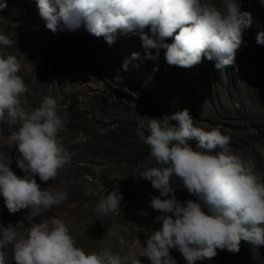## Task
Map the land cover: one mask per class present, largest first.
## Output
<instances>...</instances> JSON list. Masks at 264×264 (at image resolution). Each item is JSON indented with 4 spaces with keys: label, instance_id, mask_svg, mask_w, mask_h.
Masks as SVG:
<instances>
[{
    "label": "rangeland",
    "instance_id": "obj_1",
    "mask_svg": "<svg viewBox=\"0 0 264 264\" xmlns=\"http://www.w3.org/2000/svg\"><path fill=\"white\" fill-rule=\"evenodd\" d=\"M4 3L0 34L13 42L0 46V56L11 54L18 60L17 74L27 86L20 96L21 106L31 111L42 97L55 98L64 125L57 136L70 153V161L55 179L35 177L41 189L64 191L67 196L41 210L33 222L55 216L65 222L75 244L85 252L109 248L122 256V264H133L135 259L149 264L142 247L149 232L159 228L154 217L160 212L148 203L158 190L140 177L143 168L155 162L139 138L137 125L150 118L175 125L168 115L185 108L194 126L228 135L230 151L251 160L254 172L264 181V44L255 42L257 32L264 30V8L258 0H239L241 9L250 11L252 23L242 30L233 64L220 70L203 56L189 67L168 65L163 49L156 61L145 59L139 37L131 34L118 32L108 44L82 26L53 32L45 27L36 6H25L35 0ZM211 3L222 10L220 0ZM133 52L140 57L133 58ZM125 60L126 70L121 68ZM14 130L15 126L0 123V163L9 164L21 176L16 146L10 139ZM170 184L177 199H194L177 177H170ZM109 190L122 194L120 206L97 217L94 205ZM28 211L9 213L0 198V225H15ZM27 227L25 220L16 231L26 235ZM4 251L5 264H15L11 246ZM169 253L177 264H186L175 248ZM193 264H264V245L251 246L241 240L239 253L217 249L214 257Z\"/></svg>",
    "mask_w": 264,
    "mask_h": 264
},
{
    "label": "clouds",
    "instance_id": "obj_2",
    "mask_svg": "<svg viewBox=\"0 0 264 264\" xmlns=\"http://www.w3.org/2000/svg\"><path fill=\"white\" fill-rule=\"evenodd\" d=\"M220 3L222 10L211 0H35L39 17L53 32L82 26L108 44L118 32L131 34L139 37L145 59L156 61L163 49L168 65L189 67L203 56L214 61L218 70L233 64L242 30L252 23L250 11L242 10L239 0ZM258 3L264 8V0ZM5 6L0 0V9ZM12 42L0 34V46ZM255 42L264 44V30L257 32ZM121 68L127 69V60ZM18 70L15 56H0V123L15 126L10 139L18 153L16 165L24 173L17 176L9 164L0 163V198L9 213L29 211L15 225H0V264L6 262L4 249L9 245L15 264H122V256L109 248L82 250L65 222L55 216L33 222L41 210L67 196L64 191L41 189L35 177L55 179L70 161V153L57 136L64 125L56 99L46 95L38 106L25 111L20 96L27 86ZM168 119L176 124L150 118L137 125L139 138L155 162L145 166L140 177L158 190L148 203L160 212L154 217L160 226L147 235L142 256L149 264H177L169 253L175 248L186 264H193L214 257L217 249L235 253L241 240L264 245V181L254 172L252 161L230 151V137L219 129L194 126L188 109L175 111ZM172 176L194 199H177ZM121 199L119 191L109 190L93 210L103 217L115 212ZM25 220L26 235H19L16 226H23ZM133 264L140 261L135 259Z\"/></svg>",
    "mask_w": 264,
    "mask_h": 264
},
{
    "label": "trees",
    "instance_id": "obj_3",
    "mask_svg": "<svg viewBox=\"0 0 264 264\" xmlns=\"http://www.w3.org/2000/svg\"><path fill=\"white\" fill-rule=\"evenodd\" d=\"M25 6L26 7H29V6H35V3H32V4H30V5H27V4H25ZM31 8V7H30ZM241 251V250H240ZM238 253H239V250L237 251Z\"/></svg>",
    "mask_w": 264,
    "mask_h": 264
}]
</instances>
